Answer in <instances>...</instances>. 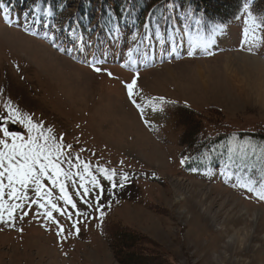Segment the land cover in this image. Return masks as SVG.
Listing matches in <instances>:
<instances>
[{
    "label": "rangeland",
    "instance_id": "rangeland-1",
    "mask_svg": "<svg viewBox=\"0 0 264 264\" xmlns=\"http://www.w3.org/2000/svg\"><path fill=\"white\" fill-rule=\"evenodd\" d=\"M189 3L192 0H150V6L147 2L134 6L142 8L137 15L144 21L131 38L124 30H113L109 38L102 32L81 35L75 27L70 30L69 19L61 21L55 23L56 46L43 35L47 31L43 25L53 22L41 18V23L25 31L24 11L18 7L9 13L11 24L0 18V110L7 115L5 105L10 104L43 121L46 128L53 129L58 143L63 137V151L72 153L73 163L77 156L87 162L101 183L100 188L87 185L91 194L84 198L88 200L85 204L77 194L83 192L79 177L66 181V190L77 203L72 208L59 199L58 187L42 179L52 191V200L71 213V219L53 213L64 229L60 235L59 226L45 218L47 209L31 204L32 200L46 201L35 195L34 186L28 189V200L14 213V222H0V264H214L222 246L235 237L231 219L247 207L263 230L257 231L251 221L239 225L247 226L250 235L256 231L253 236L258 239L242 236L241 254L233 258L243 259L240 264H264V218L256 215V210L264 214V200L233 186L236 176L227 173L238 171L239 159H231L238 163L200 172L183 166L180 130L172 109L173 105L198 112L216 109L236 131L254 130L263 124L264 102L249 101L237 91L238 72L229 67L228 57L248 54L264 61V31L255 36L250 31L247 42L241 43L245 19L251 23L242 8L207 50L193 48L190 56V37L185 32L195 34L197 27L210 28L211 24L200 21L198 26L196 20L201 18L186 15V10L193 12ZM260 4L252 10L258 19L264 18V0ZM213 9L228 11L229 6ZM159 17L166 20V38L158 25L143 32L145 24L150 27ZM41 48L44 53L38 51ZM101 56L108 60H99ZM93 65L102 71H95ZM137 73L134 91L138 101L144 105L155 99L157 109L145 108L143 119L126 88ZM160 98L170 103L162 104ZM181 113L185 120L197 123L182 109ZM237 142L234 139L231 145L235 147ZM241 143L248 144L246 140ZM98 167L108 169L111 180ZM256 167L258 170L262 165ZM63 168L76 172L67 163ZM124 174L128 181L123 180ZM113 183L123 187L112 188ZM7 191L5 200H9ZM97 195L103 205L100 211L96 210ZM23 212L28 215L21 218ZM100 212L104 213L102 219ZM77 221L78 233L72 226ZM107 225L123 226V232L142 237V243L154 249L138 251L136 262L128 261L129 253L117 248L114 237L107 242L103 235ZM224 226L231 228L230 233L220 237ZM199 248L202 251L195 253ZM144 259L147 261L142 262Z\"/></svg>",
    "mask_w": 264,
    "mask_h": 264
},
{
    "label": "snow or ice",
    "instance_id": "snow-or-ice-1",
    "mask_svg": "<svg viewBox=\"0 0 264 264\" xmlns=\"http://www.w3.org/2000/svg\"><path fill=\"white\" fill-rule=\"evenodd\" d=\"M172 7V5H169ZM244 10L248 18H251V23L249 24V19H245L244 40L242 44L246 43L248 40V34L251 31L253 36L259 31H264V18L258 19L250 10L249 4L244 5ZM10 8L8 7L5 0H0V18L4 19L5 22L11 24L9 18ZM53 9L51 7H42L40 0H36L34 7L24 12V30L31 31L30 25L35 23H41V18H47L53 16ZM186 15H192L191 12H187ZM239 18V17H237ZM196 24L200 25V20H196ZM47 29L43 35L53 41V46L55 45V24L48 25L45 23L43 25ZM145 28L148 25L145 24ZM226 25L221 23L212 24L210 28L207 26L205 28L197 27L195 34H189L185 32V35L190 37L191 48H199L207 50L208 47L213 44L214 37L218 33H222ZM75 31L74 29L72 30ZM32 34H37L32 32ZM156 35L159 36L160 32L157 30ZM64 51H70V49H62ZM131 49L129 50V56H131ZM188 55H193L190 50ZM133 65L135 61H132ZM94 70L97 72L102 71V69L97 68L93 65ZM111 75V73H109ZM138 73L133 76L130 83L126 84L127 93L131 103L140 110L142 119L144 118L145 108H151L153 112L157 109L153 106L155 104V99L148 101L146 104L142 105L135 94V88L137 84ZM162 104L170 103L164 101V98H160ZM7 108V115H0V222L8 223L10 221L14 222V213L18 209L25 207V202L28 200L27 190L34 186L35 195L43 200L45 203H40L39 200H32L31 204H39L40 208L47 209L44 213L45 218L56 223L58 228V235L63 233L64 229L62 225H59V221L56 220L53 213L59 212L61 215H66L68 219H71V213L67 209L58 207L57 203L52 200V191L46 189L45 184L42 183V179L46 178L51 181L53 187H58L61 195L60 200H63L66 204L71 205L72 208L77 207V203L73 200L72 196L69 195L66 190V181H71L74 176H78L81 183L79 188L83 190L81 195L83 202L88 204V200L84 199L91 194V190L87 187L90 183L94 188H100L101 183L97 176L90 170V165L76 157V163H73L71 157V152L63 151V137H60L61 142H57V138L54 134L52 128H46L43 121H36L33 115L27 112L21 113L17 108L12 107L10 104L5 105ZM162 110V108H161ZM19 124L23 127L24 132L11 131L8 124ZM147 124L148 121L145 120ZM71 148V145L68 146ZM230 154H235L238 157L240 163L238 165V171L234 173H227L229 175H235L237 183L234 187L245 188L248 192L253 193L260 200H264V165L261 167L260 180L252 179L251 176L254 175L255 164L250 163L251 159L260 155L264 159V146H256L252 144H245L237 142L235 147H229ZM231 160V157H230ZM246 161H249L246 163ZM184 160H182V163ZM67 163L70 168H75L76 172L66 171L63 168V164ZM235 164V161H232ZM83 169L81 171L80 169ZM105 174V177L111 180V176L108 175L109 170L106 168L97 169ZM112 175H115L113 170ZM7 180V184L4 180ZM124 181H128L129 177L127 174L123 176ZM258 184V186H256ZM112 188L123 187V184L113 183ZM8 189L7 196L9 200H5V189ZM103 190V189H101ZM97 205L96 210L100 211L103 205L100 203V196L96 197ZM15 201H21V203H16ZM89 207L91 205L89 204ZM79 214V213H78ZM27 212H23V216H27ZM104 213L100 212V218H103ZM78 221L73 223V228L76 232H79V228L76 226ZM71 234V233H70Z\"/></svg>",
    "mask_w": 264,
    "mask_h": 264
},
{
    "label": "trees",
    "instance_id": "trees-1",
    "mask_svg": "<svg viewBox=\"0 0 264 264\" xmlns=\"http://www.w3.org/2000/svg\"><path fill=\"white\" fill-rule=\"evenodd\" d=\"M5 2L9 8L18 7L25 12L34 7L36 0H5ZM146 2L150 6V0H40L42 7L53 9V16L45 19L53 20L55 23L69 19L71 25L76 23L83 31L92 32L101 28L104 34L111 32L115 25L116 30H131L138 33L144 20L137 15V12L142 11V8L134 6H144ZM260 2L261 0H255L251 6H257ZM189 5L193 9L191 12L193 17H199L203 22L212 23L229 22L244 8L242 0H192V4L189 3ZM218 6H229V10L213 9ZM69 9H73V12L69 13ZM161 18L164 17L158 19ZM99 25L101 27H98ZM177 107L182 108L178 110ZM172 109L175 110L177 116L175 123L180 130L178 144L182 148L179 157L184 160V166L190 171H200L206 167L221 165L229 166L232 163L230 157L238 159L237 156L226 152L230 146L234 147L231 145L234 139L238 142L246 140L248 144L264 146V123L255 127L254 130L236 131L221 118V114H218L216 109L208 108L198 112L182 105H173ZM181 109L197 123L185 120L182 117ZM248 162L246 161V163ZM250 163L255 164L254 175L251 178L260 180L261 169L257 170L256 165H264V159L260 155L254 156ZM122 229L124 227L120 225H107V228L105 226L103 229V235L107 242H110L114 237L117 248L129 253L128 261L136 262V254H140L138 251L154 249L145 241L142 243L141 236L140 239L138 235L135 236L133 233L131 235L123 232ZM146 261L147 259H144L142 262Z\"/></svg>",
    "mask_w": 264,
    "mask_h": 264
},
{
    "label": "bare ground",
    "instance_id": "bare-ground-1",
    "mask_svg": "<svg viewBox=\"0 0 264 264\" xmlns=\"http://www.w3.org/2000/svg\"><path fill=\"white\" fill-rule=\"evenodd\" d=\"M173 19L178 20V18H173ZM165 21H166L165 18L157 19L154 22V24H152L150 27H148L147 29L144 30L145 33H147L150 30H153V26L158 25L157 27H159L161 34L166 38L167 28H166ZM98 27H101V25H99ZM98 30H101V28H98L93 33H96ZM113 30H116V25L112 29V31ZM112 31L111 32H105V33L108 36H112ZM124 34L126 37L129 36V38H131V37L135 36L137 33H135L134 31L128 30V31H124ZM189 49L191 50L193 48H191V46L187 47V50H189ZM194 49L198 50L199 48H194ZM38 51L41 53H44L42 51V48L40 50L38 49ZM228 65L232 70L234 69L238 72L236 74V78L234 77L236 82L239 85V86H237L239 88L237 91L243 97H246L249 101H253V102L263 101L264 102V61L262 59H260L259 57L250 56L248 54H246V55L245 54H243V55L239 54V55H232V56L230 55L228 57ZM237 76H239V77H237ZM239 203L240 202L237 201V204H239ZM249 211H251V210L247 207L244 209L243 214L238 213V215L235 219H231L233 229L235 228V230H232V232L234 231L233 233H235V237L231 241H227V243H225L222 246L223 251H219L218 252L219 254L217 253V255H216L217 257L214 258V260L216 261L214 264H234V263L240 264L244 261L243 259H242L243 260L242 261L241 258L240 259H234V258L236 256H238L239 254H241L242 248L239 247V243H240L239 241H243L242 236L244 237L247 235V237H244V238H248V236L250 234L247 233V226H242V227H238V226L239 225L241 226V224L247 225V222L251 221L253 224L256 223L257 231L263 230V229H261V226H262L261 223H258L257 217L255 216V219L252 218V215H250ZM256 212H257L256 215L259 214L258 216H260L261 219L264 218V214L263 215L260 214L258 212V210H256ZM256 220H257V222H256ZM252 226H254V225H252ZM229 229H231V228H229ZM229 229H227V227L224 226L221 230L220 237H224L222 235L223 233H224V235H228L230 233ZM255 232L256 231H254V233ZM253 234H251L250 237H252L254 239H258V237L256 236V238H255V236H253ZM200 251H202L201 248L197 249L195 251V253H199ZM205 253H206V251L204 252V255H205Z\"/></svg>",
    "mask_w": 264,
    "mask_h": 264
},
{
    "label": "water",
    "instance_id": "water-1",
    "mask_svg": "<svg viewBox=\"0 0 264 264\" xmlns=\"http://www.w3.org/2000/svg\"><path fill=\"white\" fill-rule=\"evenodd\" d=\"M9 128L11 131H19L21 133H23L24 131L20 128V126H18L17 124H12L9 122L8 124Z\"/></svg>",
    "mask_w": 264,
    "mask_h": 264
}]
</instances>
